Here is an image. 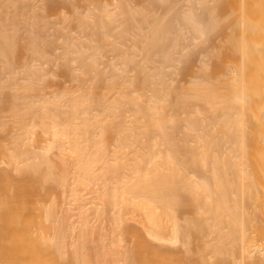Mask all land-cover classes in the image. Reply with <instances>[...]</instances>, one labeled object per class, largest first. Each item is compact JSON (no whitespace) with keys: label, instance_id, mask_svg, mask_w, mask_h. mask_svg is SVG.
<instances>
[{"label":"bare ground","instance_id":"obj_1","mask_svg":"<svg viewBox=\"0 0 264 264\" xmlns=\"http://www.w3.org/2000/svg\"><path fill=\"white\" fill-rule=\"evenodd\" d=\"M114 1L121 12L115 17L107 0H0V74L8 67V78L15 73L18 28L30 30L21 28L30 49L44 42L31 25L42 22L43 30L46 16L22 20L23 9L107 13L106 20L84 15L78 27L65 28L69 63L97 61L102 46L85 45L87 28L103 41L116 32L140 43L130 53L114 49L119 62L108 81L132 73L125 81L131 89L116 96L78 85L36 97L24 89L45 86L29 64L17 70L24 86L0 78V102L9 89V108L0 107L6 133L0 137V264H264V0H183L182 9H176L180 0ZM17 2L25 4L15 13L20 18L2 16L1 9ZM223 22L225 64L212 76L207 59L217 49L209 40ZM197 48L199 66L186 91L173 87L162 66L183 62ZM164 85L171 91L153 90ZM6 114L20 125L11 129ZM27 115L48 136L41 146L31 138ZM107 118L114 119V144L106 142ZM90 185L96 187L88 191L95 195V224L85 211L70 222L69 209H40L39 199L32 201L39 198L34 192L42 197L52 186H73L77 198Z\"/></svg>","mask_w":264,"mask_h":264},{"label":"rangeland","instance_id":"obj_2","mask_svg":"<svg viewBox=\"0 0 264 264\" xmlns=\"http://www.w3.org/2000/svg\"><path fill=\"white\" fill-rule=\"evenodd\" d=\"M36 1V0H35ZM41 0H37V2H40ZM108 4L110 5V7H112L113 9H106L107 12L110 11L112 16H117L119 15L121 12L119 9H114L113 6H115L116 4L112 3L114 0H107ZM112 4H110V2ZM116 1V0H115ZM114 1V2H115ZM133 0H130V2L132 3ZM179 1V0H177ZM186 1V0H184ZM19 2V1H18ZM15 3L14 5L17 4V6H15V9L12 7L8 8V9H1V14L2 16L6 17V18H10V16H14L17 15L18 13H21V10L23 7L22 5H25L23 2L21 3ZM35 2V3H37ZM134 2V1H133ZM137 2V1H136ZM183 0H180V3L177 4V6L175 5V8L178 9L179 7H181V9L183 8V4H182ZM186 2H184V7ZM19 4V6H18ZM136 4V3H134ZM38 5V3H37ZM39 5H42V3ZM131 5V4H130ZM133 5V4H132ZM51 6V5H48ZM20 9H18V8ZM91 8V7H90ZM93 8V7H92ZM224 2L219 4L217 7V11L220 14V18H224ZM180 9V8H179ZM24 10V11H23ZM22 12L26 13L27 15L21 13L22 15H24V19L22 20H26L25 17L28 15L32 16V18H35L39 15L38 18L41 19V17L43 16L42 14H44L46 17L44 19L45 22H43V24L47 23L46 26L44 27V29L42 30V28L40 27V25L42 24V22L40 24L37 25H31V27H36L37 31H40L39 33L36 31V29L32 28V33L34 31L37 32V34L41 35V31H47L46 33H44L43 35H45V38L43 35L38 36L37 34L35 35L36 37H39L40 41H44V42H39L38 38H34L36 40V42L38 43V51H36L34 48L30 49L28 41H26V39H24V37L26 36L24 33H26V31H30L27 27L24 29V27H20L18 28V30L20 29V31L16 32V39H18V43L14 46V50H15V54L13 57V67L15 68V70H13V74H9L12 75V78H8L5 77L4 72L8 71L10 68L8 67H4L3 69H1L2 74H0V78L1 80L8 78V80H2L4 84H17L18 86H24L26 85L28 82L24 79H19L16 80V78L20 77L21 74H18L17 70L19 72H22V67L21 65H26L29 64V66H31V72L38 70L40 73V81L43 82L45 89L41 92L36 91L38 90L37 87L34 88V90H29V89H24L27 93L31 92V95H34L36 97H39L40 95L43 97V95H47L49 97L58 94L60 92H66L68 90H72L74 89L76 86L80 85L83 86V89L85 90L87 87L89 88V90L93 87L94 90L97 93H102V94H107V96H112V95H117L119 92H127L128 90L131 89V87H128L125 81L126 79L132 74L131 72L127 73V78L122 79L121 77L115 79V80H110L108 81V76L110 75V69L112 67V64L114 62H119V59L117 57H115V54L117 53L116 51H114L115 48H120L122 51H127V52H131L133 50V45H137L140 46L139 40H124L122 38H120V36L116 33V32H112L111 33V38L107 39V40H101L100 36H99V32L98 30H91L89 28H87L84 33L88 35V40L85 41V45L87 46H94V45H101L102 46V50L101 52H97L95 55V58L97 59V61H84V62H80L76 61L73 63H69L68 60L66 59L65 56V50H66V46L63 44V35L67 32V30L65 29L67 26H70L71 28H76L79 25V22L81 20H83L85 17H83L84 15H89L90 17L92 16H100L103 20H106L107 18V13L104 12H100L97 9H23ZM30 10V11H29ZM127 10V9H124ZM31 12L27 13V12ZM16 12H18L17 14H15ZM87 12V13H85ZM19 18H20V14ZM17 15V16H18ZM21 15V16H22ZM16 16V17H17ZM23 17V16H22ZM21 17V18H22ZM120 18H124L119 16ZM12 18V17H11ZM15 19V16L14 18ZM17 21L19 20L18 18L16 19ZM21 20V19H20ZM21 23V22H20ZM22 24V23H21ZM25 24V22H24ZM36 24V23H35ZM39 28H38V27ZM44 26V25H41ZM48 26H50L48 28ZM24 29V30H21ZM41 29V30H40ZM48 29V30H47ZM226 30V28L224 27V22L220 23V27L218 28V30H216L215 34L213 35V37L209 40V47L213 48V49H217L216 52L214 54H212L209 59H207L208 64H209V73L210 75L214 76L216 75L218 72H221L223 69L222 64L224 62V40L221 41L222 38H224V31ZM50 31V32H48ZM18 33V34H17ZM77 33V32H74ZM27 34V33H26ZM29 35V33H28ZM32 35V34H30ZM48 35V36H47ZM47 36V37H46ZM60 36V37H59ZM74 36H77L74 35ZM82 38H87L86 36H83ZM90 38V39H89ZM137 46L134 48L136 49ZM37 48V47H36ZM90 54V53H87ZM140 55V58L143 56V53L141 51H138V56ZM180 56L175 55V59L178 58ZM199 48L197 49H193V51L191 52V54L185 58L183 60V62H177L176 60H172L169 62V65L172 64V66H162V70L164 72H168V73H172L171 78H172V86L173 87H177L179 89H182V91H186L189 82L192 80V76L194 75L195 71L197 70V67L199 66ZM139 58V59H140ZM2 62V61H1ZM77 62H80L82 64L81 68L78 69L77 71L73 70V67L76 65ZM178 63V64H177ZM116 64V63H115ZM1 66V64H0ZM19 66V68H18ZM85 67V69H84ZM17 68V69H16ZM98 69L99 71V78H95V70ZM17 72V73H16ZM1 73V72H0ZM122 73V72H119ZM4 77H3V76ZM7 76V75H6ZM11 77V76H10ZM1 82V81H0ZM2 84V85H4ZM109 85H112V87H109ZM1 86V83H0ZM137 89V91L141 94H143L146 90L142 89L139 85H136V87H134ZM158 89H162L164 91H171L170 88H167L166 85L164 86H159L157 89H153V90H158ZM4 90V96L2 99V102H0V107L4 110H8L9 106V97H8V93L5 91H9V89H3ZM18 92V91H17ZM19 93V92H18ZM172 95H170L171 97ZM193 109V108H192ZM130 115V113H125V118L128 120V116ZM101 118V117H100ZM30 119H32V124L30 125V135L31 138L34 140V142H39L38 146L43 145L44 143H42L40 140H43L45 138H47L48 136L43 133L39 122L37 120V118H31V115H27L26 116V121L30 122ZM5 121H9L11 120V117L9 115H5L4 117ZM114 121V119L111 118H107L104 121V127L107 130V139L106 142L107 144H114V137H113V124L112 122ZM142 121H145V119H142ZM15 122V123H13ZM9 121V126L11 129H13L14 127L19 126L20 124L16 121ZM126 125L129 124L125 123ZM6 133H1L0 132V137H4ZM32 140V141H33ZM4 143H0V145H2ZM109 150H114L115 148L112 146L108 147ZM128 150L124 149L123 152H127ZM1 154V153H0ZM2 155H0V166H4L5 164L2 162L3 160L1 159ZM73 186H69L66 190H62L60 187L57 186H52L48 189H45L46 191H44L43 196L41 197V195L38 192H34V195L39 197V198H33L32 201H35L37 199H39L36 203V207L42 209L44 208L45 205L50 204L53 205L55 207V209L62 210L64 209H69L68 212L71 215L70 218V222H75L76 220H78V214L80 213V211H85V213L88 215V221L90 224H95L99 222V218H95L93 216V211H94V203H95V199H94V194L93 193H88V191L90 189H95L96 187L93 185H90L86 188L83 189V192H79L77 194V198H74L72 195L71 190L73 189ZM32 190H35V187H33ZM80 190V189H79ZM78 190V191H79ZM28 206L33 208L35 210V205L32 204L30 201H27ZM36 212V211H35ZM171 253V251L168 252H164L162 253L164 256L165 255H169ZM181 254L177 255V257H179Z\"/></svg>","mask_w":264,"mask_h":264}]
</instances>
